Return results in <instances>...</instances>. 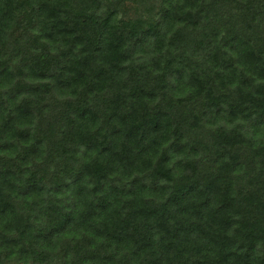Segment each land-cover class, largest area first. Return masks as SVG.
<instances>
[{
	"label": "trees",
	"instance_id": "1",
	"mask_svg": "<svg viewBox=\"0 0 264 264\" xmlns=\"http://www.w3.org/2000/svg\"><path fill=\"white\" fill-rule=\"evenodd\" d=\"M0 264H264V0H0Z\"/></svg>",
	"mask_w": 264,
	"mask_h": 264
}]
</instances>
